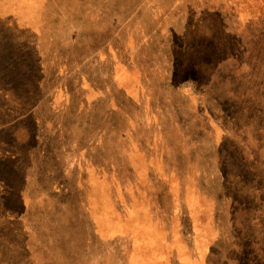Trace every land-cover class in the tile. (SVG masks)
I'll return each instance as SVG.
<instances>
[{"label":"rangeland","instance_id":"obj_1","mask_svg":"<svg viewBox=\"0 0 264 264\" xmlns=\"http://www.w3.org/2000/svg\"><path fill=\"white\" fill-rule=\"evenodd\" d=\"M41 4L0 20V264H264V0Z\"/></svg>","mask_w":264,"mask_h":264},{"label":"crops","instance_id":"obj_2","mask_svg":"<svg viewBox=\"0 0 264 264\" xmlns=\"http://www.w3.org/2000/svg\"><path fill=\"white\" fill-rule=\"evenodd\" d=\"M43 0H0V20L13 19L14 26L20 31L36 33L40 31L39 22L35 20L41 16L40 7Z\"/></svg>","mask_w":264,"mask_h":264},{"label":"trees","instance_id":"obj_3","mask_svg":"<svg viewBox=\"0 0 264 264\" xmlns=\"http://www.w3.org/2000/svg\"><path fill=\"white\" fill-rule=\"evenodd\" d=\"M104 223H102V225H103ZM105 225V224H104ZM107 225V224H106Z\"/></svg>","mask_w":264,"mask_h":264}]
</instances>
